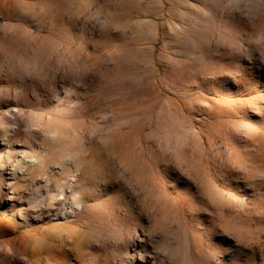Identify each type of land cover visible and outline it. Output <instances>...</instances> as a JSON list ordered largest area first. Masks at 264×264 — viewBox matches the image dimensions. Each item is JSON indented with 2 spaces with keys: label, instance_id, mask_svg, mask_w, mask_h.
<instances>
[{
  "label": "rangeland",
  "instance_id": "374dc122",
  "mask_svg": "<svg viewBox=\"0 0 264 264\" xmlns=\"http://www.w3.org/2000/svg\"><path fill=\"white\" fill-rule=\"evenodd\" d=\"M27 160L0 264H264V0H0V165Z\"/></svg>",
  "mask_w": 264,
  "mask_h": 264
},
{
  "label": "bare ground",
  "instance_id": "6f19581e",
  "mask_svg": "<svg viewBox=\"0 0 264 264\" xmlns=\"http://www.w3.org/2000/svg\"><path fill=\"white\" fill-rule=\"evenodd\" d=\"M59 136H60L59 130L58 129H53L52 132H51L50 140L46 144V148H47L46 150H52L55 147H60L62 149L61 151L63 152L64 150L67 149L68 145H73L75 143V141L73 142V141H70V140L69 141L68 140H59L58 139ZM76 143H78V142H76ZM71 149L72 148H69V150H71ZM62 152L58 156V161L60 160L59 161L60 163L61 162L64 163L63 161H65V160H66L65 162H67L68 158L72 156V154H63ZM45 154H47V153H45ZM45 154H43L44 156L41 157L40 158L41 161H39V162H42L43 164H47L48 163L47 162L48 159H47ZM31 163H32L31 161L27 160L26 162L15 161V163L11 164V166H9V167H7V166H5L3 164L0 165V187L6 185L8 190L12 189L11 194H9L10 196H8L9 199H11V200L12 199H18V200L20 199L19 198L20 195L17 192L19 190V186L17 185V182H18L17 179H18V177L20 175L21 176H25L26 174L30 173V171L33 169L32 166H31ZM55 164H57V162H55V161L51 163V165H53V166ZM81 165L82 164H81L80 161L75 163V166H74V172L75 173L78 172V170L80 169ZM44 166L47 168L46 165H44ZM63 166H64V164H63ZM5 169H7V172L4 171ZM71 180H72V183H74L76 185V191L75 192H73V190L71 191L70 188H67L66 190H64V189H61L58 186H56V189H57L58 193L61 195V197L58 199V201H61V199H63V197L65 196V194H67V192H69V191L72 192L71 193L72 194V198H71L70 203H69V208L65 209L63 207L64 205L63 206L56 205V201H55L56 199H54V194L50 193L49 206L47 208V211L49 212V217L50 216H54L57 219L60 218V217L68 218L70 215L76 214V213L80 212L84 208L85 199L82 196V188H81L82 184L80 185V182L77 181V178L76 179H71ZM70 186L71 185H69V187ZM71 188H72V186H71ZM1 192L2 191H0V195H1ZM66 203H67V201L65 202V204Z\"/></svg>",
  "mask_w": 264,
  "mask_h": 264
}]
</instances>
